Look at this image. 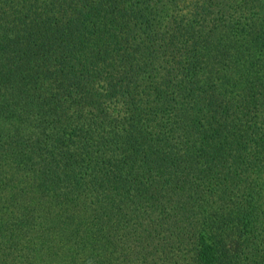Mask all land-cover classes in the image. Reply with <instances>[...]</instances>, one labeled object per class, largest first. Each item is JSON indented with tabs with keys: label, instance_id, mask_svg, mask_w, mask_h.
Returning a JSON list of instances; mask_svg holds the SVG:
<instances>
[{
	"label": "trees",
	"instance_id": "16d2710c",
	"mask_svg": "<svg viewBox=\"0 0 264 264\" xmlns=\"http://www.w3.org/2000/svg\"><path fill=\"white\" fill-rule=\"evenodd\" d=\"M149 256L264 264V0H0V264Z\"/></svg>",
	"mask_w": 264,
	"mask_h": 264
},
{
	"label": "rangeland",
	"instance_id": "374dc122",
	"mask_svg": "<svg viewBox=\"0 0 264 264\" xmlns=\"http://www.w3.org/2000/svg\"><path fill=\"white\" fill-rule=\"evenodd\" d=\"M137 260H138V259H137ZM157 260H158L157 257L154 258V257H152V256H149V257H146V261H145V263L155 264ZM133 261L136 262V260H133Z\"/></svg>",
	"mask_w": 264,
	"mask_h": 264
}]
</instances>
